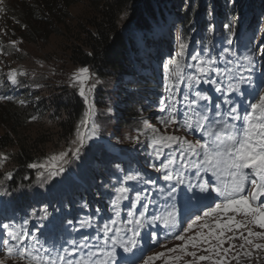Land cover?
<instances>
[{"label": "snow or ice", "instance_id": "obj_1", "mask_svg": "<svg viewBox=\"0 0 264 264\" xmlns=\"http://www.w3.org/2000/svg\"><path fill=\"white\" fill-rule=\"evenodd\" d=\"M0 11H3L2 7ZM223 27L231 30L230 23L224 24ZM177 39L179 40V37ZM228 43L231 44V40ZM10 44L15 47L17 41H10ZM185 47V44H179L177 58L184 56ZM16 50L19 51L18 48ZM207 51L206 48L201 49V53ZM229 51L230 49L225 47L220 55V59L224 61L223 67L217 65V58L214 56L209 55L208 58L200 54L191 56L194 63L187 67L195 71L186 78L189 93L184 96L186 111L183 114L176 106L173 93L175 84L166 85V91L169 93L167 101L163 98L160 100L163 106L161 111L167 113L157 118L162 125L165 127L179 125L185 129L198 131L202 139L192 141L184 136L162 133L160 129L152 128L151 143L155 159L160 160L164 149L171 150L169 152L171 159L165 158L161 160L159 166L150 164L149 167L156 168L158 172H164L163 180L166 182L175 180L176 185L186 184L183 169H195V175L201 179L195 184L189 181L187 186L181 188L180 191L183 193L184 200L190 204L195 202L193 206L200 205L205 208L202 215H194L187 220L185 225L183 221L177 219L176 205L173 203L172 210L165 215H152L149 218L146 216L149 205L143 203L140 199L141 193L136 192V199L132 201L131 207L134 208L139 202L143 211L136 216L131 208L129 209L128 216L132 219L123 221L126 225H133L128 229L132 237L127 243L121 240L119 234L122 230L116 227V221L112 220V227L105 224L101 229L103 237L106 238L104 245H107L110 240L111 248L105 250L103 246L90 245L89 240L95 237L84 236L79 242L64 241L54 255L52 249L43 248V245H40L39 238L33 239L30 230L16 229L9 224H4L2 226L4 233L0 236V250L3 251L0 264H119L115 248L120 246L124 252H130L131 248L127 245L136 246L137 238L141 236L138 229L147 224L163 225V229L166 230L165 236L171 235L179 243L173 247H166L165 251H157L144 256L142 264H154L158 259H163L164 264H201L204 261H208L209 264H230V261H236L240 264L241 257L251 262L254 252L257 250L264 252V243L257 242V240L264 241V231L253 229V226L264 229V93H259L264 79L259 81L253 79L256 58L264 60V46H257L255 50H250L251 55L243 57L248 62L247 67L239 62L235 67H231L232 60L225 59L224 56ZM0 54L6 53L0 52ZM177 58H173L170 64L175 68L172 75L179 83L185 79V76L183 67ZM86 73H89L86 67L74 70L70 82H79V94L85 98L87 103L88 98L83 88V81L88 78L85 76ZM17 75L24 76L26 73L24 71L17 73L16 69H10L7 73V80L15 85L18 83ZM2 83L4 81L0 80V84ZM200 84L213 85L215 92L225 97L223 101L225 106L222 107L221 102H216L213 109L212 105L207 103L211 97L196 89L195 86ZM94 87L95 84L92 85V88ZM245 87L247 92H245ZM257 93H259L258 99L255 98ZM229 94L241 97L248 95L255 99V102L249 103L241 114L239 107L230 99ZM7 99L9 97L0 96V100ZM18 103L23 105L24 101L20 100ZM210 109L214 112L213 116L208 114ZM93 116H95V111L90 106L89 111L84 114V118L77 125L68 150L52 155L48 163L28 165L29 168L37 169V176L43 178L41 187L64 173L65 165L71 160L81 159L86 141H93L100 135L99 126L95 121L89 124V118ZM32 119L35 120L36 117L33 116ZM144 124L151 127L147 120ZM133 139L135 143L140 142L139 136ZM177 157L179 158L178 165H176ZM6 159H8L6 154L0 153V165ZM173 165L176 166L173 167ZM116 167L119 168V164ZM202 173H209L215 183L212 179L204 180ZM6 176L10 178L11 173L7 172ZM138 176V173L136 175L127 173L121 178L120 186L115 188L116 198L112 200L114 207L118 206L121 200L129 199L127 195L129 188L125 182L137 181ZM144 182L156 185V181L150 179ZM176 185L169 183V187L161 188L159 194L167 196L170 201H177ZM212 193H215L213 199L218 202L213 206L201 204V201L208 199ZM144 195H147V192ZM237 216L242 219H238ZM23 223L27 224L28 220L25 219ZM51 223L53 228L57 227L54 220ZM68 224H72V221H68ZM80 227H91V224L82 220ZM180 228L183 230L178 231ZM226 233H231V235H226ZM151 239L154 243H159V233L153 231ZM237 239L241 241L238 245L233 243ZM29 241H31L30 245ZM225 241L228 242V247H224ZM42 248L43 255H41ZM56 248L57 246L53 245V249ZM258 259L259 252H257Z\"/></svg>", "mask_w": 264, "mask_h": 264}, {"label": "trees", "instance_id": "obj_2", "mask_svg": "<svg viewBox=\"0 0 264 264\" xmlns=\"http://www.w3.org/2000/svg\"><path fill=\"white\" fill-rule=\"evenodd\" d=\"M85 1L82 6H77L76 3L70 5L67 0L61 5L51 0L40 3L20 0L11 6L8 23L13 22V30L28 43L30 39V44L36 45L50 60L61 59L70 66H88L100 76L115 78L119 75L121 89L133 88L135 95H141L133 108L149 102L161 91L160 58L155 61L153 58L154 48L156 51L159 47L160 33L165 32L166 21H176L182 39L186 40L193 33L195 23L199 29H205L209 23L205 18L208 2L203 0L200 7L196 6L197 0H188L183 10V0ZM240 1L243 0H234V4ZM222 2L227 5V0L220 1L221 5ZM235 5L213 6L215 20L236 24L242 18V8ZM199 34V31L194 33L195 36ZM19 59L24 62V57ZM190 62L194 63L192 59ZM0 80L4 81L0 84V96L9 97L0 100V153L8 157L0 165V181L15 188L32 182L37 169L29 168L30 163L40 164L69 147L83 118L84 103L74 90L52 82L31 90L24 81L13 86L1 71ZM119 90H112L113 98L122 97L117 95ZM20 100L24 101L23 105L18 103ZM132 119V113L123 109L118 122L125 124ZM147 169L151 168L148 166ZM7 172L11 173L10 178L6 176ZM131 172L133 175L138 173L133 167ZM139 179L145 184L144 181L151 180V173L140 172ZM115 188L116 185L103 189L80 187L77 196L82 202L88 198L95 203L97 199L102 202ZM63 210L64 217L69 209L64 205ZM42 212L47 210L42 209ZM99 212L103 213V210ZM67 217L66 222L71 221L72 214Z\"/></svg>", "mask_w": 264, "mask_h": 264}, {"label": "rangeland", "instance_id": "obj_3", "mask_svg": "<svg viewBox=\"0 0 264 264\" xmlns=\"http://www.w3.org/2000/svg\"><path fill=\"white\" fill-rule=\"evenodd\" d=\"M37 3L43 2V0H35ZM54 3L59 5L62 4L63 0H51ZM70 5L76 3L77 6H82L86 1L80 0L78 2H72L71 0H67ZM205 2L207 0H204ZM220 1V0H219ZM229 4L231 5L234 0H228ZM238 1V0H237ZM5 2H10L13 4L17 2V0H2L0 3V7H3L2 4ZM48 2V0H46ZM185 0H183L182 5L184 4ZM213 0H209L208 4V11L206 13V17L208 20H211V23L208 25V33L211 34L210 40V47L207 48V52L201 53L202 47L199 45V37L194 40H188L185 43L186 47L184 49V59L183 57H179L181 59V65L186 62L189 58L188 56L193 54H200L203 57L205 56H214L217 58V65L223 67L224 61L220 59L218 54L220 52L223 53V49L225 47L229 48L230 51L226 55L225 59H231L238 57L241 54L250 53V50H255L257 46H264V13L261 15L260 19L259 12L264 9V0H245L239 4H233L235 6H242L243 10H245V18L240 19L238 25L234 27L235 24L231 25V30L227 31L223 29V26H219V23L216 22L213 24V16L211 13V3ZM216 5H219L216 3ZM41 6H45L42 4ZM249 9V10H248ZM169 29V24L165 27L164 36ZM178 25L172 26L170 31H174V36L179 39L182 36V33L178 32ZM254 30L255 32H248V30ZM204 33V32H203ZM252 34V35H251ZM223 37H228L229 39L222 40ZM27 41V44L24 47L25 49V58L26 64L30 62V67L27 68L25 66L22 71H24L28 78H31L30 81L33 82H40L41 80L51 79L54 80L58 85H63L69 87L72 90H76L79 94L80 84L79 82H75L71 80V74L74 70L80 68V65L70 66L65 63L64 60L55 59L50 60L48 57L44 56L41 50L37 49L36 45L30 44ZM178 40V39H177ZM174 40L175 45L172 52L176 55L179 49V42ZM231 40V45L226 46V42ZM167 46V45H166ZM200 49V51H199ZM216 50V51H215ZM217 52L216 54H214ZM3 55L0 54V63H2ZM233 61V60H232ZM259 65H264V60H261L259 57L256 60ZM184 62V63H183ZM192 72L195 70H191ZM87 79L83 81V88L85 92V96L88 98L87 103L85 102V98L83 101L85 103L86 109L85 113L89 111L90 106L94 108L95 116L89 118V124L91 125L92 121L94 120L95 123L99 126L100 135L93 141H86L85 148L81 153V159L79 160H71L67 165H65L66 171L60 174L58 177L54 178L53 180L49 181L48 183L44 184L41 187V181L43 178L38 177L32 184H26L24 186H18L15 188H9L5 184H0V220L10 219L13 218L14 210H19L21 208L23 197L30 198V200H34L38 205L44 204L45 200L54 202L56 200V195L60 193L61 190H65L67 192L71 191L72 185L77 186L79 184H86L88 182V177H92L91 171H93V160L96 157V154H100L104 161H107L108 155L106 152V148H109L113 153L117 154L118 150H128V147L122 146L121 141L129 142L132 141L137 148V152L140 153L143 150L147 152H151L153 150L151 138H152V128H158L162 133L174 134L180 136V134L176 130H170L169 127H165L160 123L157 119L158 115H148L147 117H142L140 121L132 122L130 127L121 128L114 126L117 125L116 119L118 118L114 112V101L110 100L107 91H105V83L100 77V73H97L96 70L93 68L89 69V73H86ZM99 81V83H97ZM95 84V87L92 88V85ZM91 89V90H89ZM100 93L103 95L100 96ZM262 93H264V85L262 87ZM80 95V94H79ZM111 109V111H109ZM158 114V113H157ZM117 117V118H116ZM147 120L149 122V126L144 124V121ZM137 128H140L138 130ZM113 132V134H111ZM90 134V131H89ZM110 136V140L108 142L104 141V136ZM118 136V138H115ZM139 136V143H135L134 137ZM110 164H113L114 168L116 167L115 163H120L119 168H122V160L120 159H110L108 160ZM48 163V160L45 162ZM160 162H157L156 166H159ZM102 169H98L97 172L102 176L107 171L103 169L104 166L101 167ZM43 171V170H41ZM97 179L94 181L96 182ZM20 192V193H19ZM20 196V197H19ZM41 200H38L40 199ZM183 205L181 202L177 201L176 203V214L177 219L180 221L181 218V209ZM180 209V215L177 210ZM55 212V210H53ZM238 219H242V217L237 216ZM32 224L36 226L39 220H35V216L31 217ZM254 230H261L256 226H253ZM183 230V229H182ZM181 230V231H182ZM161 241L165 242L161 245V247L153 249L149 251V255L153 254L157 251H165L166 247H173L178 241H175L171 235L165 236V231L160 232ZM259 243H264V241L257 240ZM234 244H239L241 241L234 240ZM224 247H228V242L225 243ZM257 252H261L257 250ZM257 252L253 253V257L251 262L244 257L240 258V264H264V257H259L257 260ZM0 257H3V253L0 254ZM142 264V261L139 263ZM154 264H164L163 259H158L154 262ZM201 264H209L208 261L201 262ZM230 264H237L236 261H230Z\"/></svg>", "mask_w": 264, "mask_h": 264}]
</instances>
